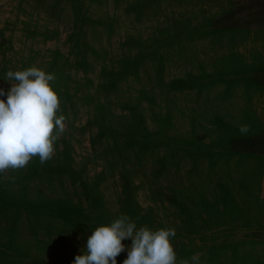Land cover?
Returning <instances> with one entry per match:
<instances>
[{
	"label": "trees",
	"instance_id": "trees-1",
	"mask_svg": "<svg viewBox=\"0 0 264 264\" xmlns=\"http://www.w3.org/2000/svg\"><path fill=\"white\" fill-rule=\"evenodd\" d=\"M107 3L114 12L94 16L101 0H19L26 17L36 13L51 22L66 21L68 50H51L43 67L33 58L19 66L5 63L0 82L9 84L8 71L32 66L55 74L50 83L68 129L45 164L37 156L22 169L0 174V264H49L45 253L76 238L83 247L60 254L56 263L73 264L86 254L92 231L122 214L137 229H175L170 242L177 264H193L194 255L197 264H264V0ZM116 12L131 23L157 24L146 38L126 35L121 53L108 60L95 41L111 40L119 23ZM245 12L249 15L242 20ZM41 35L47 41L59 33L45 29ZM172 63L182 64L184 71L167 79ZM79 72L81 78L74 76ZM95 72L96 83L89 77ZM143 77L135 92L120 95L123 83ZM179 95L191 96L190 105L180 109L174 99ZM82 107L88 110L86 123L75 126ZM176 113L185 121L177 130ZM241 125L250 126L247 134L240 133ZM74 132L89 135L90 157L101 164L91 181L87 164L74 166ZM109 178L119 187L114 212L101 189ZM67 186L75 198L43 189ZM141 190L158 213L142 207ZM237 230L245 236L233 237ZM126 258L119 254L117 264Z\"/></svg>",
	"mask_w": 264,
	"mask_h": 264
},
{
	"label": "clouds",
	"instance_id": "clouds-1",
	"mask_svg": "<svg viewBox=\"0 0 264 264\" xmlns=\"http://www.w3.org/2000/svg\"><path fill=\"white\" fill-rule=\"evenodd\" d=\"M55 74L32 66L25 70L8 71L4 80L11 86L0 88V174L8 169L24 168L33 157L43 165L53 158L55 142L66 130L65 117L58 112L61 102L50 82ZM250 126L241 125V134ZM175 229H137L126 214L109 225L97 227L87 238L86 254L75 257L73 264H117V256L127 250L123 264H177L170 237ZM130 239L126 248L122 241ZM197 264L198 255L192 258ZM181 264H188L182 261Z\"/></svg>",
	"mask_w": 264,
	"mask_h": 264
},
{
	"label": "rangeland",
	"instance_id": "rangeland-1",
	"mask_svg": "<svg viewBox=\"0 0 264 264\" xmlns=\"http://www.w3.org/2000/svg\"><path fill=\"white\" fill-rule=\"evenodd\" d=\"M109 0H101L102 4L94 5L93 13L94 16H103L104 13L108 12L112 14L114 12L111 3H107ZM239 4H249V0H235ZM26 10L32 12L30 8L23 4ZM119 17V23L116 26L115 33L110 41H107L105 37L100 42L95 41V46L104 49L107 52L108 60L115 59L117 55L121 53L119 48V43H121L125 36L128 34L134 36H140L143 38L148 37L152 32V26L157 23L154 21H146L143 23H131L129 19L122 16L119 12H116ZM249 13L245 12L241 14V19L244 20L248 17ZM25 22V24L23 23ZM45 29L57 30L59 35L55 39L44 41L41 32ZM67 34V23H55L48 20L43 14L32 13V16L26 17L19 12V0H0V66L5 63L9 66H19L22 62L33 58V62L36 66L43 67L44 61L47 59L51 50L59 49L62 53H67V46L65 44V38ZM254 46V45H253ZM252 47V44L247 45L244 49L245 52ZM255 47H259V43H256ZM98 71V65L96 64V72ZM184 71V66L180 63H172L167 66L166 78L171 79L179 76ZM96 72L89 74L94 82L96 83ZM77 78H81L83 74L81 72L74 74ZM144 81V77L141 80L130 79L123 83L120 87V95L126 96L135 92L139 88L141 83ZM10 84L5 85L2 81L0 82V88L7 90L10 88ZM176 104L180 109L190 105L191 96L189 95H179L174 98ZM88 117V110L82 107L79 110L77 119L74 122L75 126H82L86 123ZM66 124V130L67 123ZM185 126V121L181 119L179 113H176L175 127L174 129H181ZM65 130V131H66ZM77 141H73V157L74 166L76 169H82L85 164L86 173L88 179L93 180L96 175L101 171V164L93 162L90 152V146L88 142V134H77ZM90 157L89 163L87 160ZM44 191L52 196H62L69 195L75 198V193L68 186L65 188H44ZM101 189L106 201V206L112 212L117 210V198L119 187L116 181L109 178L104 181L101 185ZM138 200L143 208L153 207L158 213V206L149 199L148 194L145 190H141L138 194ZM22 237L25 239L27 237L26 230L21 231ZM245 233L241 230H237L233 234L235 238H242ZM124 245L130 247L131 240L126 239L122 241ZM83 242L80 239L70 238L68 240H63L62 242H57V248L50 249L45 253V258L49 264H56L57 258L60 254H72V252H78L83 247ZM121 254H127V250Z\"/></svg>",
	"mask_w": 264,
	"mask_h": 264
},
{
	"label": "crops",
	"instance_id": "crops-1",
	"mask_svg": "<svg viewBox=\"0 0 264 264\" xmlns=\"http://www.w3.org/2000/svg\"><path fill=\"white\" fill-rule=\"evenodd\" d=\"M260 196L264 200V168H263V175H262L261 186H260Z\"/></svg>",
	"mask_w": 264,
	"mask_h": 264
}]
</instances>
